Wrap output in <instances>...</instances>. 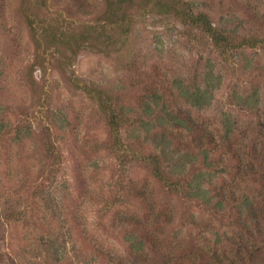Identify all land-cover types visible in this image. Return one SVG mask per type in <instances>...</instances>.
<instances>
[{
	"label": "rangeland",
	"instance_id": "1",
	"mask_svg": "<svg viewBox=\"0 0 264 264\" xmlns=\"http://www.w3.org/2000/svg\"><path fill=\"white\" fill-rule=\"evenodd\" d=\"M110 1L0 0V105L5 120L33 128L30 135L24 129L19 139L0 138V264H120L119 258L125 262L128 256V222L153 205V199L142 198L135 185L151 178L150 169L133 156L122 159L108 150L107 116L74 85V76L113 103L127 106L147 86L177 97L175 81L193 87V80L213 66L223 83L202 117L214 123L222 112L235 110L227 97L234 90L251 92V83L257 80L264 118V50L236 55L232 71V64L195 30L155 13L138 19L124 52L107 56L101 50ZM193 1L206 4L216 20L232 22L240 32L247 20L252 28H246L264 32V15L256 16L264 13V0ZM178 103L188 107L183 98ZM135 134L153 146L152 135L144 139L145 133ZM130 137L134 140L131 133ZM54 146L63 154V164L49 175L46 167ZM214 171L208 187L214 196L218 193L213 189H221L225 198L230 192L238 195L228 164ZM150 188L163 207L174 203L178 219L180 210L183 214V227L170 239L174 235L187 239L189 234L211 242L232 238L233 219L222 218L221 225L202 207L180 206L156 185L151 183ZM107 202L110 209L101 213ZM45 226L57 238L59 258H39L38 251L29 248Z\"/></svg>",
	"mask_w": 264,
	"mask_h": 264
},
{
	"label": "trees",
	"instance_id": "2",
	"mask_svg": "<svg viewBox=\"0 0 264 264\" xmlns=\"http://www.w3.org/2000/svg\"><path fill=\"white\" fill-rule=\"evenodd\" d=\"M202 5L193 0L110 1L105 14L106 40L101 52L107 56L124 52L138 19L155 13L195 30L200 38H205L217 49L222 60L232 64V71L236 55L264 50L262 29L252 30L247 20L240 32L239 26H233L232 22L225 25L222 18L216 20L214 11ZM260 14L264 15L257 12L256 16ZM30 27L34 25L30 23ZM58 54L63 56L62 52ZM246 67L250 68L249 63ZM71 81L107 116L105 143L108 150L122 159L133 156L150 169L151 178L137 181L135 185L142 198L153 199V205L128 222L131 226L126 231L130 244L128 256L125 262L123 257L119 258L120 264H264V118L257 80L251 83V92L234 90L227 97V103L235 110L222 112L214 123L209 117H202L216 100L223 83L213 66H208L201 77L193 80V87L175 81L180 89L177 97L174 92L168 96L163 88L147 86L140 98L127 106L113 103L83 79L74 76ZM182 98L188 107L179 105ZM52 127L54 129L53 123ZM24 129L29 135L33 131L31 125H13L10 119L5 120L0 105V138L12 135L19 139ZM129 130L145 133L144 139L152 135L153 146H148L143 138ZM53 149L46 167L49 175L59 171L63 164V154L56 146ZM224 163L228 164L231 182L235 188L238 186L239 192L238 195L230 192L225 198L221 189H213L218 193L215 202L216 197L208 187L214 178V169ZM44 180L47 177H43L42 183ZM151 183L167 198L177 199L180 206L202 207L221 225L224 220L220 219H233L230 220L232 238L222 241L219 237L217 242H211L189 234L187 239L177 240L175 235L170 239L172 232L183 227V214L180 210L178 219L173 202L163 207L154 200ZM229 198L231 201L226 205ZM110 207L107 202L101 213ZM195 212L190 215L193 217ZM176 220L182 224H177ZM56 239L52 228L45 226L40 235L31 239L29 248L38 251L36 257L59 258ZM8 257L11 258L9 254Z\"/></svg>",
	"mask_w": 264,
	"mask_h": 264
}]
</instances>
